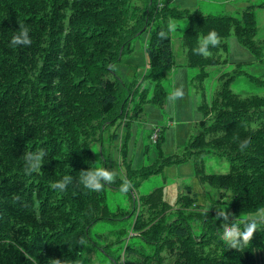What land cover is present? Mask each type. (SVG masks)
Segmentation results:
<instances>
[{"label": "trees", "instance_id": "16d2710c", "mask_svg": "<svg viewBox=\"0 0 264 264\" xmlns=\"http://www.w3.org/2000/svg\"><path fill=\"white\" fill-rule=\"evenodd\" d=\"M138 1L0 0V264H53V259L81 264L91 228L101 220L129 224L121 227L116 239L126 244L124 256L119 255L115 264L124 257L125 264H264V224L247 244L231 248L223 238V218H216L218 212L197 210L191 188L180 195L174 212L159 188L141 196V211L137 212L138 201L132 198V212L120 208L123 212L112 217L108 186L120 189V177L101 191L80 183L82 171L98 168L96 145L101 144L107 168L102 146L105 130L126 117L134 98L139 97L133 107L137 117L144 113L142 102L149 88L150 100L164 106L168 94L164 72L177 64L171 34L162 40L158 33L167 31L170 18L189 21L182 41L186 66L197 71L196 86L208 77V67L228 62L216 52L228 50L226 40L233 32L242 46L264 59V42L255 41L253 6L233 17L194 14L171 6L173 0H144L142 9ZM21 23L30 29L31 46L10 43ZM210 31L218 33L219 45L209 47L210 56L195 55L199 39ZM144 32L148 33L150 83L140 92L137 83L127 86L110 74L113 65L132 51L133 39ZM234 74L213 96L203 91L199 109L204 118L184 159L207 155L229 159L227 174L205 173L198 163L196 173L220 193L232 192L229 220L243 230L245 220L238 219L264 207V97L242 96L230 86L241 76L257 86H264V79L244 71ZM249 137L250 147L241 152L240 141ZM154 143L162 166L144 172L146 168L135 171L128 164L125 177L133 188L174 162L164 158L163 135ZM41 149L46 152L41 169L26 176L23 153ZM126 156L124 150L123 161ZM65 175L72 176L67 190L52 189ZM192 219L203 223L200 234H195ZM132 240L152 252L138 250ZM136 253L140 257L132 261Z\"/></svg>", "mask_w": 264, "mask_h": 264}, {"label": "rangeland", "instance_id": "374dc122", "mask_svg": "<svg viewBox=\"0 0 264 264\" xmlns=\"http://www.w3.org/2000/svg\"><path fill=\"white\" fill-rule=\"evenodd\" d=\"M136 5L144 9L145 1L139 0ZM262 5H264V0H173L171 4L173 7L188 9L194 14H226L233 17H238L245 9L253 6L252 10L257 20L255 41L258 43L264 42V6ZM175 21L177 22V31L172 33L171 37L177 67L164 72L163 84L168 91L164 106L160 107L150 100L152 89L149 88L147 99L142 102L144 113L139 117L134 115L136 110L133 107L139 97L134 98L129 104L126 117L105 130L102 142L104 155L107 159L106 169L113 170L119 177H125L130 172L128 164L135 171H140V168H146L144 172L160 169L162 161L159 159L154 141L150 138L155 132L164 136V158H172L174 162L166 164L161 173H151L138 187L127 193L108 186L107 205L109 215L112 217L123 212L119 210L120 208L132 212V198L138 201L137 212L141 211V206H139L141 196L148 195L159 188L163 190L164 198L172 207V212L178 207L180 195L185 193L188 188L192 190L191 196L196 195L197 210L218 212L224 209L227 213L231 211L232 192L223 191L220 193L219 189L203 181L196 173V164L198 163L205 173L227 174L230 172L229 159L207 155L201 159L195 160V157H192L190 160H185L184 153L190 141L198 135V124L204 118L199 109L203 91L209 95L208 97L213 96V93L221 88L225 79L233 75L236 70L264 79V59L260 61L248 48L242 46L233 32L226 40L228 50L219 48L216 52V55L223 59L227 58L228 62L208 67V77L199 86H196L193 77L197 71L186 65H181L187 60L186 49L183 47L181 37L188 27L189 21L188 19ZM147 44L148 33L146 32L133 39L132 51L125 53L123 58L113 65V73L110 74V77H119L127 86L135 82L140 86V92L148 87L150 80L147 76L149 73ZM242 62L244 65L239 66L238 63ZM142 83L143 85H141ZM181 85L184 90L183 98L178 99L175 103H169L170 92L174 87ZM230 88L242 96L259 95L264 97V86H257L243 76L234 79ZM124 150L127 153L125 161H123ZM94 154L98 161L97 166L103 167L104 158L101 153V144L94 147ZM137 178L140 179V177ZM174 216L176 218V215ZM128 217L130 218L131 214ZM258 218H264V207L245 213L238 220ZM189 222L195 234H200L203 231L201 221L192 219ZM122 226L129 227V224L126 221L113 220H101L95 223L91 228V238L83 246L81 264H115L114 260H119V255L124 256L126 241L118 243L116 240ZM132 243L138 250L148 254L152 252L149 246H144L139 241ZM138 257L140 255L136 253L132 257V261ZM125 263L124 257L118 264Z\"/></svg>", "mask_w": 264, "mask_h": 264}, {"label": "clouds", "instance_id": "9594fccd", "mask_svg": "<svg viewBox=\"0 0 264 264\" xmlns=\"http://www.w3.org/2000/svg\"><path fill=\"white\" fill-rule=\"evenodd\" d=\"M177 31V22L173 19H169L167 24V31L161 30L158 35L163 39H167L169 34L175 33ZM30 29L26 27L24 24H19V29L16 35H14L11 39L12 46H31V38L29 35ZM220 43V37L217 32L210 31L206 36L199 39L198 46L193 49V53L195 55L209 56L211 53L209 51V47H216ZM184 96L183 86L174 87L168 96L169 103H175L178 99H182ZM157 133V132H155ZM154 133V134H155ZM152 140L156 142L158 140L159 134L156 139ZM251 138H245L239 143V150L244 152L251 145ZM46 152L41 149L37 152H24L23 160H24V174L26 176H31L33 173L38 172L42 167V160L45 157ZM116 173L112 170L109 171L105 167H98L96 169H89L86 171H82V176L80 179V183L83 186L91 191H101L106 184H112L115 182ZM122 183L120 190L122 192L127 193L130 189L133 188V183L131 180L127 179L124 176L120 177ZM72 183V176L65 175L60 180L54 182L51 185V188L54 190H58L59 192H64L67 190L69 184ZM223 218L222 227L223 238L226 243L230 245L231 248L239 249L243 244H247L252 238L254 234L259 230V225L264 224V218L258 219H249L242 221L243 230H241L239 225L231 223L229 220V214L223 209L219 210L216 216L217 219ZM83 243V240H81ZM53 264H63L60 259H53Z\"/></svg>", "mask_w": 264, "mask_h": 264}, {"label": "crops", "instance_id": "0c3cea01", "mask_svg": "<svg viewBox=\"0 0 264 264\" xmlns=\"http://www.w3.org/2000/svg\"><path fill=\"white\" fill-rule=\"evenodd\" d=\"M184 33V32H183ZM172 34V33H171ZM182 36H183V34H182ZM182 38V37H181ZM182 44H183V41H182ZM184 47V46H183ZM181 65H183V66H185L186 65V61L185 62H183Z\"/></svg>", "mask_w": 264, "mask_h": 264}, {"label": "built area", "instance_id": "2783aa9c", "mask_svg": "<svg viewBox=\"0 0 264 264\" xmlns=\"http://www.w3.org/2000/svg\"><path fill=\"white\" fill-rule=\"evenodd\" d=\"M157 136H158V134H157V133H155V134H154V136H153V138H154V139H156V138H157Z\"/></svg>", "mask_w": 264, "mask_h": 264}]
</instances>
